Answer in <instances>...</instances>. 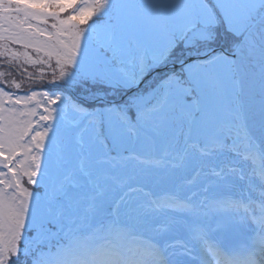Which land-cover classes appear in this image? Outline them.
<instances>
[{
    "label": "rangeland",
    "instance_id": "rangeland-1",
    "mask_svg": "<svg viewBox=\"0 0 264 264\" xmlns=\"http://www.w3.org/2000/svg\"><path fill=\"white\" fill-rule=\"evenodd\" d=\"M151 1L152 5L150 9L148 6L146 14H140L137 21L139 26L136 28L139 33L143 31L144 37L152 46L157 45L152 50L155 66L170 60L175 40H184L187 35V23L193 24L192 31H198L193 33V41L187 39L186 42L194 46V53H200L201 43L204 41H208L206 45L211 46L217 36L215 26L221 18L229 30L242 35L246 22L251 19L249 17L255 16L256 19L264 7V0H207V3L204 0H190V5L187 0H176L179 3L177 7L180 6L183 12L173 16L171 10H167V5L174 0H164L166 18L162 16L160 19L151 14L145 19L153 10V5L159 7L160 4H156V1L163 3V0ZM21 2L22 4L13 6L12 0H0V40L7 41L0 58L10 59L11 63L22 70L33 68L26 71L28 75L44 76L52 71L59 74L64 71L67 79H89L87 88L97 89V93H92L94 95L91 97H98L106 94L118 96L124 91L122 87L137 84L147 73L148 60L144 61L143 48V42L146 41L143 39L138 42L137 31H130L128 28L127 41L132 44L128 49V65L124 67L126 74H121L108 63L101 52L88 45L84 24L60 17L57 10L49 14L31 9L27 7L30 4ZM55 4L59 6L57 9L60 13L65 11L64 4ZM25 16L29 21L25 20ZM30 19L42 22L35 23ZM161 41H164V50L154 43ZM20 59L26 65L20 63ZM129 64L132 65L131 68ZM100 65L103 67L100 68ZM186 71L193 79L199 76V85L202 84L199 86V98L193 91L196 99L213 106L208 111V126L214 123V116L221 121H229L234 114L236 116L229 123L232 130L226 129L227 126H218L217 130L226 142L214 146L211 137L215 128H206L208 114H205L202 121L193 120L196 105L187 97L191 88L180 85L179 78L175 79L170 84L166 102L171 104L173 113L166 120L163 119L165 125L157 130L163 135L169 134L170 144L174 146L167 159L125 155L122 151H116L119 153L117 156L109 155L107 143L98 139L96 123L79 131L84 123L83 116L68 111L63 121L58 112H55V100L52 96H46V92L18 95L23 108H17V104L9 100L13 99L12 96L0 90V110L3 111L4 108L5 112L0 131V146L3 151L13 157L16 150L29 151L32 145L40 148L38 145L44 142L40 139L47 138L46 146L40 148L33 158L38 172L32 179L23 178L22 171L17 172L19 177H13L5 171L8 168L2 166L4 162L0 159V171H3L0 174V264H8L11 258L17 256L22 243L28 240L31 230L38 225L42 226V238L51 239L54 229L47 226L49 222L57 226L65 237H72L76 245L82 239L79 233L84 232L85 237H89L83 241L81 249L90 252L86 264L95 260L101 264H195L198 262L194 257L196 252L202 254L205 264L214 263L211 261L213 255L216 257L215 264H235L221 260L216 239L222 233L226 240L229 237L234 240L247 239L249 234L246 229L251 231L253 227L243 216L249 218L252 210L262 215L261 218L251 220L252 224H264V212L261 213L264 210V161L258 150L248 156L246 149L238 146L245 132L242 118L238 115L240 100L231 60L222 58L211 66H201L195 71L189 66ZM2 75H5L2 80L4 85L13 90L19 91L34 85L15 79L8 70L1 69L0 76ZM152 96L154 94L149 86L143 93L136 94L129 104L142 107L149 103ZM8 100L11 103L5 104ZM44 111L55 113L51 125L54 127L46 131L47 135L38 136L35 142L22 143L21 138L32 117L36 118L33 124H38V132L44 130ZM164 115L163 110L155 113L154 117ZM60 125H65L63 131H60ZM111 125L116 134L112 142L116 143L118 140L127 150L133 149L136 144L141 146L149 143L148 148L154 145L151 143L152 139L140 142L136 132H130L122 122L115 120ZM73 133H80V139L74 136V140L78 144H84L81 153L85 155L89 152L90 157L81 162L83 168L75 176L73 185H65L62 181L59 187L50 191L52 198L43 201L31 188L41 181L47 184L44 175H39L38 168H54L52 153L54 154L56 146L53 135L57 134L62 146L60 161L63 164L68 162L72 157L69 148L75 145L71 139ZM199 139L207 142L204 151L198 143ZM190 142L194 143L189 144ZM11 164L14 166L13 161ZM219 164H223L225 170L217 174ZM16 168L14 167L15 170ZM159 193L165 194L163 209L156 206L155 195ZM201 194L206 197L203 205L199 204ZM243 194L246 195L245 199L251 200L247 211L242 207ZM186 195H191L193 205L185 202ZM111 215L114 222L110 220L109 223H114L115 235L108 239L92 238L96 229ZM130 229L138 231L137 234L131 233ZM122 239L125 240V246L118 244ZM163 240L166 241L164 245ZM262 254L264 255V251ZM68 256L69 254L65 258Z\"/></svg>",
    "mask_w": 264,
    "mask_h": 264
},
{
    "label": "water",
    "instance_id": "water-1",
    "mask_svg": "<svg viewBox=\"0 0 264 264\" xmlns=\"http://www.w3.org/2000/svg\"><path fill=\"white\" fill-rule=\"evenodd\" d=\"M242 80L247 124L264 151V18L234 55Z\"/></svg>",
    "mask_w": 264,
    "mask_h": 264
}]
</instances>
